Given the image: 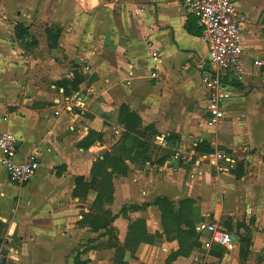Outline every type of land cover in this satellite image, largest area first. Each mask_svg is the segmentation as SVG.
Wrapping results in <instances>:
<instances>
[{"label":"crops","instance_id":"crops-1","mask_svg":"<svg viewBox=\"0 0 264 264\" xmlns=\"http://www.w3.org/2000/svg\"><path fill=\"white\" fill-rule=\"evenodd\" d=\"M0 1V14L8 22L0 21V134L15 137L16 162L33 157L38 163L32 180L23 185L10 183L0 167V225L9 224L3 239L8 241L0 245L7 254H0V264H104L97 254L109 248L104 245L105 236L96 250L81 258L73 254L79 247L74 242L76 233L89 229L88 224L81 223L86 213L76 209L75 204L96 195L88 191L84 196H73L75 181L83 177L87 182L99 153L109 152L122 142L120 134L125 127L120 123L122 107L139 116L143 125L157 113L149 109L168 104L169 94L176 86L191 104L196 99L203 103L206 122L207 93L197 70V65L207 58V46L200 38L201 26L186 13L181 0H86L79 7L80 17L68 23L57 48L48 49L47 39L39 43L38 48L47 46L49 51L44 53L52 57V66L50 70L37 68L32 62L27 76L34 79V73L39 78L45 74L52 85L49 91L41 93L38 86L43 82L33 81L32 92L25 98L26 83L31 82L25 83L26 71L19 62L23 58L21 45L12 39L15 25L22 22L20 7ZM242 2L235 0L236 9L244 18L240 26L242 79L236 81L231 76L224 80L229 97L222 108L226 125H222L217 141L221 140L226 145L223 147L231 150L236 144L257 150L258 156L253 157L247 168L259 170L258 175L264 178V0H257L259 6L254 8L249 0ZM188 22L200 28L199 37L187 33ZM254 61L260 65L255 66ZM63 81L67 82L65 88L59 86ZM90 132L101 136L103 149L97 142L88 149L80 146ZM126 165L133 167L131 162ZM166 165L175 168L173 176L182 177L189 170L187 177L208 185V192L216 186L208 164L199 168L190 164L180 167L172 160L164 168ZM198 171L202 173L200 176ZM223 174L219 177L221 191L244 195L254 226L247 221L245 243L230 235L234 239L229 246L217 245L222 248L221 253L208 248V263L226 264L232 259L235 264L243 261L246 264L249 251L259 253L264 248V239L258 240L256 231L259 228L264 234V179L254 177L248 187H243L234 177H221ZM114 178L115 182L118 176ZM141 186L148 187L146 183ZM176 186L179 188L181 182L177 181ZM151 187L160 193L165 185L162 180H152ZM149 194L150 188L142 192L144 199ZM112 196L115 199V187ZM228 208V203L218 212L216 207L212 208L213 219L231 217L225 212ZM95 212L103 221L105 213ZM110 215L113 221L106 229L116 226L118 220L117 214ZM211 215L208 210V218ZM14 234L17 239L13 247L7 243ZM116 245L122 247L118 242ZM112 247L109 249L114 250Z\"/></svg>","mask_w":264,"mask_h":264},{"label":"rangeland","instance_id":"rangeland-1","mask_svg":"<svg viewBox=\"0 0 264 264\" xmlns=\"http://www.w3.org/2000/svg\"><path fill=\"white\" fill-rule=\"evenodd\" d=\"M3 1L11 7L19 5L21 24L30 28V37L27 41H35L36 43L35 46L30 48L20 46L23 53V58L19 61L22 64L20 67L26 71L25 83L28 80L31 82L26 83L25 88L28 86V89L25 92V98L29 97L30 92H32V83L33 81L36 82V80L43 82L38 86L41 93L49 91L52 81L49 82L50 79L43 73H41L43 74L40 77L41 79L39 74L35 75L36 73H34L36 79L28 78V67H31L32 62H35L37 68L39 66L48 67V70H50L49 66H52V57H48L45 54L49 51L47 46L42 45L41 48H38L39 43L43 39L44 41L46 40L45 29L59 30L61 31L60 37H62L69 26L68 23L80 17L79 7L86 0ZM239 1L242 2V0ZM249 4L252 8L259 6L257 5V0H249ZM3 16L0 14V21L8 23L2 19ZM172 91L173 93L169 94L167 99L169 101L168 104L153 106L152 109H149L157 111V113L148 117L147 121H144L145 125H142L140 117L136 114L138 120L120 121L125 126L124 132L120 134L122 142L118 143L109 152L103 151L99 153V158L101 157V159L97 158L93 162L95 164L97 161L102 160L106 153H109L125 162L124 165L127 167L125 175H117L118 178L115 182L114 179L116 178H114V175L116 174L112 171L111 166L97 167L93 175L95 178H101V173H105L107 177L111 178L112 195L115 187L116 197L113 199L111 195V200L101 207L105 214L101 212L99 214H103V221L108 223L113 221L110 214H117L118 216L115 217L118 219L116 226H110L104 232L101 229H95L103 223L102 217L97 218L95 215V210H97L95 198L97 194L93 189L84 187L80 183H77V185L75 183L74 191H78L79 188L84 195L88 191L96 194L95 197L90 196L88 199L81 202L77 201L75 204V208L85 212V215L90 212L94 214V219H92L89 229L86 232L76 233L77 239L75 238L74 242L79 247L74 249V253H72L78 258L86 255L92 249L96 250L98 243L102 242L104 236L105 246L110 248L114 244L113 239L123 246L128 238L130 226L140 221L143 223L145 235L136 242L138 244L133 245L131 249H123V253H125L122 260L117 257L115 249L105 248L104 251H100L97 254L101 260L105 261L104 264H216L208 263L209 249L212 247V250H216V253H221L222 248H218L216 244L212 243L209 236L200 233L197 226L200 223L208 222L218 231L232 235L240 242L246 239L248 232L247 221L249 226H254V218H249L250 210L248 209L249 204L246 202L247 199L244 195L239 197L238 193L235 192L225 193L221 191L219 177L225 173L221 177H234L235 181L240 182L243 187H248L254 177L261 178L258 175L259 170L247 168L249 162L257 155V150L252 151L249 147L237 144L234 150L223 147L226 145H224V142L221 143V140L217 141V135L222 130V125H226L224 121L226 117H224L219 127L208 129L205 122L203 103L196 99L191 104L186 95L183 97L181 90L177 89L176 86ZM86 137L82 140L85 145ZM162 138L166 143L165 147L161 144ZM95 142L99 144L100 149H103L101 136ZM94 143L85 149L90 148ZM211 149L225 152L234 161L235 168L233 172L227 171L228 173H226L224 170L222 172L218 171V165L211 164L209 166L213 174L211 177L212 180L216 181V186L209 192L208 185L203 186L199 180L193 181L187 177L189 170L182 172L183 176L181 177L173 176L174 167L166 165L164 168L165 163L172 160L182 167L183 157L189 158L193 153L204 154ZM127 162H131L134 168L130 169L126 165ZM160 167L161 169H159ZM91 171L92 169H90L88 181L84 182L86 184L92 178ZM78 178H82L84 181L83 177ZM133 179L138 181H133ZM152 180H162L165 185L164 192L158 193L154 191L157 188L151 187ZM177 181L181 182L179 188L176 186ZM226 182L228 181L226 180ZM142 183H146L148 185L147 188H150L148 199H144L145 197L142 195V192L145 193L147 191V188L141 186ZM94 186L96 187L95 184ZM160 201L164 202V204L161 205ZM227 203L229 208L225 209V212L226 214H231V217L225 215L221 216L219 221L213 219L215 211L212 208L216 207L215 210L218 212ZM208 210L209 214H212L210 218H208ZM10 222H12V218ZM81 223L83 226L82 221ZM8 227L9 224L8 226L5 224L0 225V245L8 241L3 240L8 233ZM256 231L258 232V240H263L264 234L262 230L260 231L259 228H256ZM16 235L14 234L10 237L11 241L9 240L10 242L7 243L9 246H16ZM80 247L83 248L81 251ZM3 253L7 254V251H3V248L0 247L2 256ZM15 256L18 257L17 254ZM246 261V264H262L264 261V248H261L259 253L249 251V257ZM240 263L242 264L244 261ZM226 264H235V262L230 259Z\"/></svg>","mask_w":264,"mask_h":264},{"label":"built area","instance_id":"built-area-1","mask_svg":"<svg viewBox=\"0 0 264 264\" xmlns=\"http://www.w3.org/2000/svg\"><path fill=\"white\" fill-rule=\"evenodd\" d=\"M186 13L197 20L201 26V40L207 46L206 61L197 65L200 82L207 93L206 125L214 129L224 119L223 105L229 98L224 80L233 76L236 81L242 79L243 51L240 42V26L244 18L237 11L235 0H181ZM259 66L258 61H254ZM154 78L155 74H151ZM162 146H166L164 139ZM17 141L10 133L0 134V167L10 183L23 185L32 180L38 167L33 157L23 163L16 162ZM184 165L199 168L203 164L218 165V171H232L235 163L225 153L215 151L202 157H183ZM219 163H223L219 166ZM202 173L198 171L200 176ZM200 233L208 235L212 243L227 247L232 243L231 236L218 231L210 223L197 226Z\"/></svg>","mask_w":264,"mask_h":264},{"label":"trees","instance_id":"trees-1","mask_svg":"<svg viewBox=\"0 0 264 264\" xmlns=\"http://www.w3.org/2000/svg\"><path fill=\"white\" fill-rule=\"evenodd\" d=\"M186 30L187 33L191 36L194 37H199L200 36V28L197 26L196 23L194 22H188V24L186 25ZM30 28L26 27L25 25L18 23L15 25L14 27V31H13V42L14 43H19L21 46H25V48H30L31 46H35L36 43L35 41L29 42L27 41V39H29L30 34H29ZM45 35H46V39H47V46L48 49L52 50L57 48L58 46V40L60 38L61 35V31L59 30H53V29H45ZM75 82V81H74ZM67 82L63 81L59 83V86H61V88H65L66 87ZM120 115H122V120L121 121H134V120H138V117L133 114V113H129L127 108L122 107L120 109ZM124 118V119H123ZM100 138L99 135H96L93 132H90L88 134V137H86L85 141H86V145L82 142L80 144V146H82V148H87L90 145H92V143H94V141L98 140ZM214 152L213 149L208 150V152L202 154V155H208V154H212ZM201 154V153H199ZM125 162L121 161L119 158H116L115 156L110 155L109 153H106L105 156L103 157L102 160L97 161L95 164H93L92 166V171H91V176L92 178L90 179V182L88 184L84 183L82 178H77L75 183L77 185V183H80L81 185H83L84 187H87L89 189H93L94 192H96L97 196L95 198V206L97 208V210L95 211H100L102 205H104L105 203H107L108 201L111 200V195H112V191H111V178L107 177V174H103L101 173V178H95V176H93L95 174V171L97 170V167L103 168V167H107V166H111L112 171H114V174L116 175H122L127 171V167L124 165ZM233 172V170H232ZM125 175V174H124ZM94 184L96 185V187L94 186ZM78 191L80 192L81 190L78 188ZM78 191H74L73 195L75 197H80V196H84V193L81 194V192L79 193ZM161 205L164 204V202L160 201L159 202ZM95 208V207H94ZM94 216L93 215H84L83 216V224H88L90 225L92 219ZM103 221L102 225L98 226L97 228H95L96 230L99 229H106V227L109 225L108 222ZM143 223L138 221L133 223L130 228H129V234H128V238L126 240V242L124 243V245L118 246L116 245L117 241L115 239H113L112 241H114V248L117 252V257L122 260V258L124 257V253H123V249H131V247L133 245H136L138 243H136L138 240L141 239V237L143 235H145L144 229H143ZM132 244V245H131ZM240 256L241 258L244 257L243 251L240 252Z\"/></svg>","mask_w":264,"mask_h":264},{"label":"water","instance_id":"water-1","mask_svg":"<svg viewBox=\"0 0 264 264\" xmlns=\"http://www.w3.org/2000/svg\"><path fill=\"white\" fill-rule=\"evenodd\" d=\"M232 239H234V238H232Z\"/></svg>","mask_w":264,"mask_h":264}]
</instances>
